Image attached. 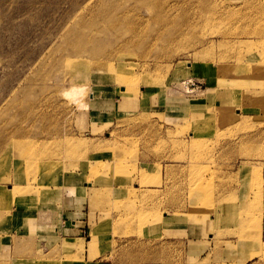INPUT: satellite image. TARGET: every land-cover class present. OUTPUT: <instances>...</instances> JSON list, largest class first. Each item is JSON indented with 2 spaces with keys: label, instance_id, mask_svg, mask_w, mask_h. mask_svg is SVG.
I'll list each match as a JSON object with an SVG mask.
<instances>
[{
  "label": "rangeland",
  "instance_id": "obj_1",
  "mask_svg": "<svg viewBox=\"0 0 264 264\" xmlns=\"http://www.w3.org/2000/svg\"><path fill=\"white\" fill-rule=\"evenodd\" d=\"M36 206L88 231L12 264H264V0H0V264Z\"/></svg>",
  "mask_w": 264,
  "mask_h": 264
},
{
  "label": "crops",
  "instance_id": "obj_2",
  "mask_svg": "<svg viewBox=\"0 0 264 264\" xmlns=\"http://www.w3.org/2000/svg\"><path fill=\"white\" fill-rule=\"evenodd\" d=\"M206 89H208V88H206ZM206 89H204V90H206ZM216 89L219 90V93L215 94V96H213L211 98V99H213V103L215 102V105H217V106H220V104L228 105V104H231V101H234V103H236V100H232V98L230 97L231 95L229 93H231V91L228 88H227L228 90L226 92H224V88H219L216 86ZM204 90L201 89V86H200L198 89H195L193 92H190L191 96L197 95V97L194 99L191 98L194 101H192V103L189 102L190 104H188L189 106H192L191 109H188L189 112L196 113L198 111L197 108L202 104V102L207 100V98L203 97V99H202L201 96H199L200 93H202V91H204ZM173 93H175V92H173ZM164 95L166 96V94H164ZM169 95L170 96L165 97L164 100L162 101V106L166 107L167 103H172V104L176 105L174 107V108H176L177 105H183L182 103H187L184 96L182 98H178V99L174 100L171 92ZM116 105L117 104H115V106ZM121 109H122V107H121ZM199 109H200V107H199ZM92 111L95 112V114H96V112H97L96 107H94L93 110H91V112H89V113L94 114V113H92ZM97 181L99 182V184H101L100 179H98ZM71 187H73V186H71ZM74 188H76L75 192H73V193L70 192L69 195L64 196V198H63V201L67 206L72 205V204L75 205L77 203L79 204L78 201H79V198L81 196L80 195L81 192L77 191V187L74 186ZM29 204H32V203H29ZM22 207H33V205H24V206L22 205ZM81 208L82 209H80V210H78V209L72 210L69 208H62L61 210H56V209L54 210V208H52L50 211H48L49 213H47V215L45 216V218H47V216H48V218H47L48 223L46 222V224H43L42 223V219H43L42 214L43 213H42V211L40 212L38 209V206H36V208L33 210L34 211L33 212L34 227L31 226L32 224H30L29 221H24L20 224V228L22 230H19L18 232H21L22 236H25L24 237L25 242L22 243L23 238H20L18 242H13V240H11V242H10L11 248L14 245L15 246L19 245L20 247L18 248L19 252L12 253L10 255L9 263L12 264L13 261H15V260H24V261L43 260V257H42L43 249H44V246L47 245V242H46L47 239L43 238L44 227H48L47 231L50 232L48 234H50L51 237L56 240L54 245L58 246L59 250H69L70 248L69 249L65 248L64 241L67 239L73 240V239H75L73 236L82 235L81 232L84 233V232L88 231V228L86 225V224H88L87 211L84 209V206ZM24 209H30V208H24ZM17 212H19L21 214L24 212L23 209L21 208V206H20L19 210H17ZM82 228H85V230H82ZM202 231H203L202 229L195 228V230H194L195 236H194L193 241H195L197 237L202 236V234H203ZM54 239H52V240L54 241ZM263 240H264V219L262 222V241ZM56 258H58V257H55V256L51 257L52 260L60 261L59 264H73L71 262L70 263L65 262L63 259L61 260L60 258L59 259H56ZM84 262H86V260H84ZM22 264H24V262Z\"/></svg>",
  "mask_w": 264,
  "mask_h": 264
},
{
  "label": "built area",
  "instance_id": "obj_3",
  "mask_svg": "<svg viewBox=\"0 0 264 264\" xmlns=\"http://www.w3.org/2000/svg\"><path fill=\"white\" fill-rule=\"evenodd\" d=\"M182 82V86L187 93L193 92L195 89L200 87L192 78L186 79Z\"/></svg>",
  "mask_w": 264,
  "mask_h": 264
},
{
  "label": "bare ground",
  "instance_id": "obj_4",
  "mask_svg": "<svg viewBox=\"0 0 264 264\" xmlns=\"http://www.w3.org/2000/svg\"><path fill=\"white\" fill-rule=\"evenodd\" d=\"M95 55V54H94ZM135 79V75H130V74H126V76H123V77H119V80H120V82H122V83H124V81L126 82L125 83V87L127 88V90L129 91L130 90V87H128V85H129V82H131V80L130 79ZM127 82H128V84H127ZM133 82V81H132ZM123 86V87H124ZM129 86H131V85H129ZM134 86V85H133ZM129 93V92H128ZM199 130H200V128H198L197 129V131L199 132ZM196 131V132H197ZM70 192H71V189L69 190Z\"/></svg>",
  "mask_w": 264,
  "mask_h": 264
}]
</instances>
